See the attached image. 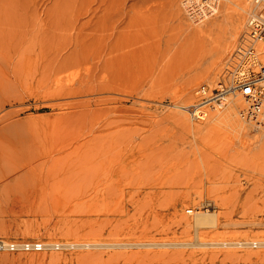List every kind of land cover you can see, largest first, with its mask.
Returning <instances> with one entry per match:
<instances>
[{"label": "rangeland", "instance_id": "374dc122", "mask_svg": "<svg viewBox=\"0 0 264 264\" xmlns=\"http://www.w3.org/2000/svg\"><path fill=\"white\" fill-rule=\"evenodd\" d=\"M239 2L0 0V183L30 167L0 190V239L126 243L83 263L5 248L0 264H264V245L238 243L264 240V128L188 113L247 41L254 0L233 66L205 80ZM196 210L217 225L195 230Z\"/></svg>", "mask_w": 264, "mask_h": 264}, {"label": "bare ground", "instance_id": "6f19581e", "mask_svg": "<svg viewBox=\"0 0 264 264\" xmlns=\"http://www.w3.org/2000/svg\"><path fill=\"white\" fill-rule=\"evenodd\" d=\"M249 0H240L239 3H237V7L235 8V15L233 17V22L230 27V29L225 32L226 36H223V43L218 49V55L217 57L210 63V67L208 69V74L205 78V80H215L217 78V75L220 73L223 66L225 67H231L233 66L232 63V54L235 50V44L239 41L243 40L245 36L241 34L242 27H243V18L245 13L247 12ZM215 8V7H214ZM247 39V37H245ZM244 38V39H245ZM222 41V40H221ZM205 58L202 57L200 61H203ZM199 61V63H200ZM236 98L243 99L247 104L248 102L245 100L244 97L238 96ZM236 108V111H240L241 109H244L242 102L235 101V104H233ZM177 108H180V106L175 105ZM182 108V107H181ZM192 115V114H191ZM192 118V117H191ZM216 119L217 121V115L210 114L208 117V121L212 122ZM221 122V121H218ZM222 123V122H221ZM242 123L251 124L256 128H264L263 126H257L255 123L251 121H244L241 120V123H239V126H242ZM223 125L226 126V123ZM227 134H230V136H234L233 134L240 135L244 134L241 129L235 130H226ZM260 139H264V133L261 134ZM35 158V157H34ZM34 158H29L31 161ZM29 159H27V162H30ZM50 160H54L53 163L61 162L63 159L59 158H49L46 161L49 162ZM24 165V164H23ZM30 167L28 165H24L20 167L19 170H15V172L11 175H6L5 177H2L1 183H0V190H3L8 195L9 193H15V192H21L24 188V186L29 185L28 182L21 183V181H24L29 176ZM26 194V192H25ZM26 197V196H24ZM187 212L189 209H186ZM218 222V214L216 212H210L208 210H196L194 212L193 218L191 221H188V225H191L195 230L202 226H210L214 227L217 225ZM239 244H251V245H264V240L261 241H251V242H238ZM10 245H17V246H28V247H35L36 242H24V243H16L11 244L10 242H7L5 240L0 239V248L5 249L9 248ZM126 243L121 242H110V241H104V240H90L85 238H76V239H69L64 242H56V241H46L41 242V250L44 249L41 252H38L39 250L30 249L33 250V252H28L25 254V258L27 261L32 263H45V262H56V261H72V262H79L83 263L86 261H105L102 260V247H114V246H125ZM0 249V250H1ZM29 250V249H28ZM68 250L70 251L69 256L64 254V251ZM60 251V252H59ZM10 259L9 256L6 254L0 255V261Z\"/></svg>", "mask_w": 264, "mask_h": 264}, {"label": "built area", "instance_id": "2783aa9c", "mask_svg": "<svg viewBox=\"0 0 264 264\" xmlns=\"http://www.w3.org/2000/svg\"><path fill=\"white\" fill-rule=\"evenodd\" d=\"M247 41L235 50L234 68L213 89L199 90L201 100L190 106L188 113L196 119L204 116V106L219 110L232 107L236 97H244L248 105L237 111L240 119L264 127V0H254V6L246 20ZM189 209L188 212H192ZM16 244V243H11ZM41 242L35 247L10 245L9 250H41ZM1 249V248H0Z\"/></svg>", "mask_w": 264, "mask_h": 264}]
</instances>
